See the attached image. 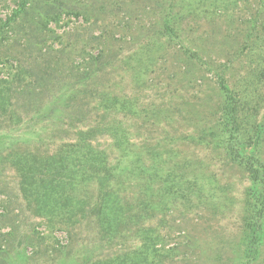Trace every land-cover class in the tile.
<instances>
[{
	"label": "trees",
	"instance_id": "1",
	"mask_svg": "<svg viewBox=\"0 0 264 264\" xmlns=\"http://www.w3.org/2000/svg\"><path fill=\"white\" fill-rule=\"evenodd\" d=\"M70 1L21 0L5 24L10 30L21 16L39 18L32 23L20 21L23 34L18 40L23 43L16 57L17 70L9 80L0 81V127H19L30 116L28 122H46L50 127L51 137L35 134L38 144L48 138L62 142L52 154L14 145L0 152V160L18 178V191L27 208L49 228L67 233L76 225L91 223L101 246L129 238L136 243L105 258L88 257L82 264H185V250L188 244H195L192 238L165 248L168 235L162 230L176 229L177 217L200 210H208L214 218L224 217L231 205L230 197L225 199L229 185L196 155L178 149L183 142L201 146L216 150L223 162L243 170L248 182L240 201V236L234 247L238 257L228 259L229 245L222 242L211 249L210 260L264 264V118L250 115L257 110L247 108L246 103L260 92L254 81L264 77V49L258 47L253 78H245L236 91L227 84L224 72L213 67L218 72L216 110L206 117L200 113V118L191 120L196 124L190 129L189 121L186 124L165 103L140 100L139 85H149L152 80L148 76L156 56L149 49L151 41L140 44L138 53L126 56L102 48L83 55L89 41L72 52L49 31L48 25L58 23L61 16L79 15ZM219 1L220 5L236 6L240 0L161 1L158 35L167 42L179 40L182 22L194 15L208 14L209 21H215L221 14ZM112 3L119 7L123 0ZM3 33L2 27L0 36ZM54 42L60 43L55 47ZM184 54L200 62L194 51L184 49ZM123 62L128 67L121 78L113 70ZM206 68L213 71L209 65ZM124 77L137 84L136 90L124 93L116 89ZM190 81L194 79L190 77ZM147 128L160 130L162 135L143 137L141 132ZM71 129V138L62 136ZM100 137L111 140L120 154L116 160L110 161L94 145Z\"/></svg>",
	"mask_w": 264,
	"mask_h": 264
},
{
	"label": "rangeland",
	"instance_id": "2",
	"mask_svg": "<svg viewBox=\"0 0 264 264\" xmlns=\"http://www.w3.org/2000/svg\"><path fill=\"white\" fill-rule=\"evenodd\" d=\"M19 1L21 0H0V32L2 27L5 30L0 36V81H7L16 73V57L22 50L23 43L18 40L23 34L20 21H39L38 17L21 16L15 20L12 30L5 27L8 22L6 20L13 17L17 11ZM161 1L163 2L123 0L117 7L113 6L112 0H72L69 4L79 15H63L58 23L51 22L48 29L61 38V43L71 47L72 52L89 41L83 55L93 50V53H96L102 48L126 56L138 53L142 50L140 44L151 41L149 49L156 56L155 63L151 66V76H148L152 80L147 82L149 85L138 84L141 88V91H138L140 100L147 103L156 101L162 105L165 103V106H170L168 109L171 112L183 116L187 120L186 124L189 121L191 129L196 124L192 119L200 118V113H204L205 117L210 116L216 110L218 89L215 74L218 72L213 67L218 66L224 72L227 84L235 91L245 78H253L251 74L256 55L260 53V49H264V0H240L236 6L223 3L220 5L219 1L218 4L223 7L219 6L221 14L215 21H209L208 14L189 17L182 22L180 39L170 40L171 42L158 35L162 23L159 13L162 10ZM224 7L227 9H223ZM50 43L49 41L48 44ZM54 43L53 46L56 47L60 42ZM184 49L194 51L200 62L188 59ZM80 58L75 59L80 61ZM132 63L135 64L134 59ZM206 65L212 67L213 71H208ZM121 66L113 72L123 78L128 66L125 62L121 63ZM259 69L260 67L257 71ZM190 77L194 81H190ZM249 82L252 83V80ZM254 82L259 83L260 92L253 100L246 102L247 108L255 106L257 112L251 111L249 114L255 113L262 119L264 77L260 82ZM136 87L137 84L124 77L123 81L118 82L116 89L120 88L124 93H128ZM29 117L25 118L27 122L19 127L5 128L1 124L0 152H4V149L11 145L41 154H52L58 149L62 142L57 138H48L41 144L33 139L36 133L51 137L50 127L45 126L46 122H28ZM141 133L143 137L162 135L160 130L151 128ZM62 136L71 138L72 129ZM94 145L104 150L110 161L116 160L120 155L107 137L98 138ZM262 148L264 152V140ZM178 149L196 155L211 167L222 183L229 185V195H224L225 199L230 197L228 199L231 205L224 217L214 218L208 210H200L199 213L183 218L177 217L176 229L162 230L163 234L168 235L165 248L184 243L185 239L190 237L195 244H188L185 250L188 254L185 264H225L226 259L220 262L210 260L213 255L211 249L224 242L229 245L226 251L228 259L235 260L238 253L234 247L238 245L240 236V201L248 185L246 174L226 160L223 162V159L216 156V150L184 142L178 145ZM262 156L264 157L263 154ZM17 184L18 178L14 171L9 164L0 160V264H82L88 257L105 258L109 254L136 245L134 239L129 238L126 242L118 240L111 246H101L96 235L97 228L91 223L76 225L70 233L58 227L49 228L44 220L34 217L27 208ZM153 224L155 225L156 221H153Z\"/></svg>",
	"mask_w": 264,
	"mask_h": 264
}]
</instances>
